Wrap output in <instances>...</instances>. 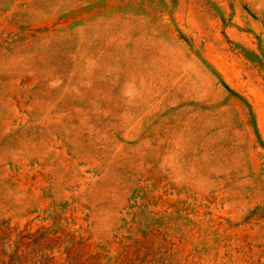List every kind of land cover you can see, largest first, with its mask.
<instances>
[{
	"label": "rangeland",
	"instance_id": "374dc122",
	"mask_svg": "<svg viewBox=\"0 0 264 264\" xmlns=\"http://www.w3.org/2000/svg\"><path fill=\"white\" fill-rule=\"evenodd\" d=\"M0 264H264V0H0Z\"/></svg>",
	"mask_w": 264,
	"mask_h": 264
}]
</instances>
